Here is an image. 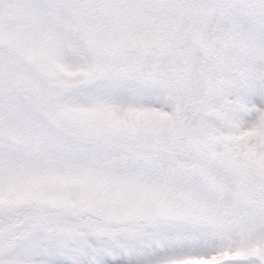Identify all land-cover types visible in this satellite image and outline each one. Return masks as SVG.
Instances as JSON below:
<instances>
[{
  "label": "snow or ice",
  "instance_id": "obj_1",
  "mask_svg": "<svg viewBox=\"0 0 264 264\" xmlns=\"http://www.w3.org/2000/svg\"><path fill=\"white\" fill-rule=\"evenodd\" d=\"M0 264H264V0H0Z\"/></svg>",
  "mask_w": 264,
  "mask_h": 264
}]
</instances>
